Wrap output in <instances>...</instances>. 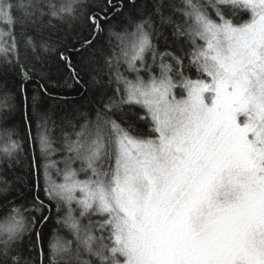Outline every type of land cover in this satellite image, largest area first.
I'll return each instance as SVG.
<instances>
[{"label":"snow or ice","instance_id":"obj_1","mask_svg":"<svg viewBox=\"0 0 264 264\" xmlns=\"http://www.w3.org/2000/svg\"><path fill=\"white\" fill-rule=\"evenodd\" d=\"M0 264H264V0H0Z\"/></svg>","mask_w":264,"mask_h":264}]
</instances>
